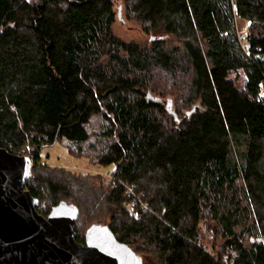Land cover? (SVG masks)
<instances>
[{"label": "trees", "instance_id": "obj_1", "mask_svg": "<svg viewBox=\"0 0 264 264\" xmlns=\"http://www.w3.org/2000/svg\"><path fill=\"white\" fill-rule=\"evenodd\" d=\"M123 5L156 38L118 37L115 0H0V147L34 159L25 189L42 216L77 207L81 244L102 225L142 264H264V0ZM60 62L85 70L93 98L82 111ZM148 93L171 99L178 119ZM99 109L109 185L41 162L68 131L87 142L82 126ZM101 213L110 222L80 236L78 222Z\"/></svg>", "mask_w": 264, "mask_h": 264}, {"label": "water", "instance_id": "obj_2", "mask_svg": "<svg viewBox=\"0 0 264 264\" xmlns=\"http://www.w3.org/2000/svg\"><path fill=\"white\" fill-rule=\"evenodd\" d=\"M118 20L122 7L118 9ZM147 99L164 104L177 118L171 99L148 93ZM34 159L0 147V264H142L127 244L107 226L95 225L79 243L74 223L77 207L65 202L53 207L47 218L40 201L25 189Z\"/></svg>", "mask_w": 264, "mask_h": 264}, {"label": "rangeland", "instance_id": "obj_3", "mask_svg": "<svg viewBox=\"0 0 264 264\" xmlns=\"http://www.w3.org/2000/svg\"><path fill=\"white\" fill-rule=\"evenodd\" d=\"M124 0H115L116 10L122 7V17L125 22L117 20L114 25V33L125 41H136L140 43L149 42L152 39L151 36L145 35L140 26L136 22L126 21L125 11H124ZM238 32L243 36L246 33L247 28L241 21L237 23ZM153 38H156L154 36ZM161 39H171L169 36H160ZM175 44H180L179 41H173ZM60 66L63 68L64 73L67 75L70 87L77 93L81 100L80 111H82L87 103L93 98V91L88 87L87 84L83 82V76L85 70L72 66L64 62H60ZM232 78L235 79L236 84L239 87H243L246 83L245 74L240 71L237 74H233ZM76 116L73 117L75 119ZM107 120L105 111L102 109L92 110L86 117L83 124V129H85L90 138L87 142L80 143L77 137V131H68L63 135L62 140L51 148H46L41 156V162L46 164L56 171L64 169L71 171L78 175H93L94 182L102 185H109L113 180L112 171L114 170V165L101 166L97 162V157L99 151H101L105 145L102 142V129L106 127ZM82 149V154L79 152ZM40 212H47V207L45 205L40 206ZM109 216H103L102 213L100 217L85 218L83 217L80 222H78V232L80 236L84 235L86 228L92 222H98L102 224H108L110 221ZM206 235V244H210L212 241V236Z\"/></svg>", "mask_w": 264, "mask_h": 264}, {"label": "built area", "instance_id": "obj_4", "mask_svg": "<svg viewBox=\"0 0 264 264\" xmlns=\"http://www.w3.org/2000/svg\"><path fill=\"white\" fill-rule=\"evenodd\" d=\"M259 99H264V83H261V84H260V94H259ZM236 257H237V252H235V251H229V252L227 253V255H225V257H224V261H225V262H228L229 259H231V258H232V261H233L234 259H236Z\"/></svg>", "mask_w": 264, "mask_h": 264}]
</instances>
